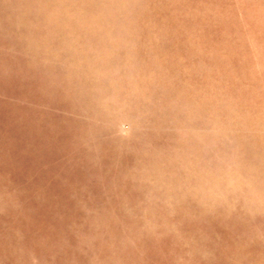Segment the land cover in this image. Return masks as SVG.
Listing matches in <instances>:
<instances>
[{
	"label": "rangeland",
	"instance_id": "1",
	"mask_svg": "<svg viewBox=\"0 0 264 264\" xmlns=\"http://www.w3.org/2000/svg\"><path fill=\"white\" fill-rule=\"evenodd\" d=\"M0 264H264V0H0Z\"/></svg>",
	"mask_w": 264,
	"mask_h": 264
}]
</instances>
